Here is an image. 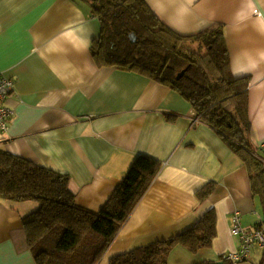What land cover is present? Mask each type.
<instances>
[{
  "label": "crops",
  "instance_id": "1",
  "mask_svg": "<svg viewBox=\"0 0 264 264\" xmlns=\"http://www.w3.org/2000/svg\"><path fill=\"white\" fill-rule=\"evenodd\" d=\"M146 1L184 35L223 25L231 69L249 80L251 143L261 170L251 172L177 91L95 56L101 24L82 0H0V73L14 80L7 99L13 116L0 131V147L68 174L77 203L94 211L138 156L160 162L97 264L178 235L211 209L217 217L212 247L193 253L178 244L169 264H264L259 245L241 261L227 259L241 245L231 232L235 212L264 221V0ZM208 183L213 191L201 199L198 192ZM38 206L35 200L0 198V264H37L24 217Z\"/></svg>",
  "mask_w": 264,
  "mask_h": 264
},
{
  "label": "trees",
  "instance_id": "2",
  "mask_svg": "<svg viewBox=\"0 0 264 264\" xmlns=\"http://www.w3.org/2000/svg\"><path fill=\"white\" fill-rule=\"evenodd\" d=\"M82 1L101 24L93 46L95 56L100 53L107 64L138 71L177 91L251 172L260 169L257 148L251 143L249 80L235 76L231 69L223 25L184 35L165 24L146 0ZM160 165L154 158L138 156L103 208L94 211L77 203L68 174L0 147V198L39 203L35 212L24 217L27 243L37 264H97L151 186ZM213 188V183L203 187L198 192L201 199ZM216 236L217 217L211 209L190 229L114 255L109 264H169L176 245L198 253L211 248Z\"/></svg>",
  "mask_w": 264,
  "mask_h": 264
},
{
  "label": "built area",
  "instance_id": "3",
  "mask_svg": "<svg viewBox=\"0 0 264 264\" xmlns=\"http://www.w3.org/2000/svg\"><path fill=\"white\" fill-rule=\"evenodd\" d=\"M13 88L14 80L0 73V131L8 129L13 116V110L7 103ZM261 146L264 148V141ZM231 232L238 236L241 242L240 249L227 256L233 263L246 258L254 245L264 248V221L258 223L255 217H245L237 211L232 217Z\"/></svg>",
  "mask_w": 264,
  "mask_h": 264
},
{
  "label": "water",
  "instance_id": "4",
  "mask_svg": "<svg viewBox=\"0 0 264 264\" xmlns=\"http://www.w3.org/2000/svg\"><path fill=\"white\" fill-rule=\"evenodd\" d=\"M133 41H135V39H133ZM184 73V70L179 74V77ZM219 264H223L222 262Z\"/></svg>",
  "mask_w": 264,
  "mask_h": 264
}]
</instances>
